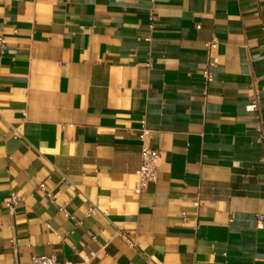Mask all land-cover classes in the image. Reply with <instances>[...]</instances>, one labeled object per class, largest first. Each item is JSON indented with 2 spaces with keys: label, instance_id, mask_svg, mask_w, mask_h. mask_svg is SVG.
Here are the masks:
<instances>
[{
  "label": "crops",
  "instance_id": "obj_1",
  "mask_svg": "<svg viewBox=\"0 0 264 264\" xmlns=\"http://www.w3.org/2000/svg\"><path fill=\"white\" fill-rule=\"evenodd\" d=\"M0 38V264H264V0H0Z\"/></svg>",
  "mask_w": 264,
  "mask_h": 264
},
{
  "label": "built area",
  "instance_id": "obj_2",
  "mask_svg": "<svg viewBox=\"0 0 264 264\" xmlns=\"http://www.w3.org/2000/svg\"><path fill=\"white\" fill-rule=\"evenodd\" d=\"M196 28L199 29L198 26ZM3 44L4 41L0 38V46H3ZM216 45L217 40L215 38L211 39V41L206 44L207 51L214 49ZM213 67V63H208L202 72V78L206 84H209L214 80L212 72ZM151 134L152 132L147 129L145 121H140L139 127L137 129V140L140 144V164L135 173L137 177L133 188V194L135 196H139L144 193L147 186L157 180L158 167L160 164V153L158 150L153 149L147 142ZM39 188H43V184H40ZM18 202V196L15 193H10L7 201L0 202V208L4 207L9 211H13ZM59 210L63 214L65 219L73 220V216L70 215L64 208H61ZM94 212V209L90 208L87 214H93ZM256 229L264 230V215H259L256 217ZM30 262V264H57L54 256L52 255L32 257Z\"/></svg>",
  "mask_w": 264,
  "mask_h": 264
}]
</instances>
